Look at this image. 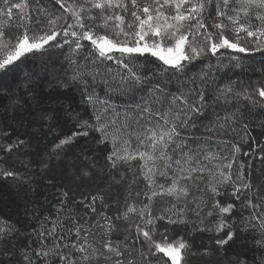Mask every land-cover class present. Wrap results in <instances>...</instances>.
Returning a JSON list of instances; mask_svg holds the SVG:
<instances>
[{"label":"snow or ice","instance_id":"obj_1","mask_svg":"<svg viewBox=\"0 0 264 264\" xmlns=\"http://www.w3.org/2000/svg\"><path fill=\"white\" fill-rule=\"evenodd\" d=\"M256 54L264 77V0H0V187L31 203L38 168L98 188L30 233L0 218V264H264V148L241 147L264 79L218 83ZM42 83L80 104L42 106Z\"/></svg>","mask_w":264,"mask_h":264},{"label":"trees","instance_id":"obj_2","mask_svg":"<svg viewBox=\"0 0 264 264\" xmlns=\"http://www.w3.org/2000/svg\"><path fill=\"white\" fill-rule=\"evenodd\" d=\"M154 59V58H152ZM60 60H63L60 59ZM261 57L259 54H256L255 61L253 62V67L254 71L250 70L247 73H241L239 69H234V70H229L228 68H225L223 71L220 72V79L218 80V83H224L227 82L229 78L232 80H244L245 83H249L250 81H256V80H261L264 79V77H261L260 75V68H261ZM227 64V61H225ZM27 70V69H25ZM21 76H23V71L20 73ZM5 83H12L11 81H6ZM102 87V86H101ZM98 92H100L101 95H103V92L101 89H97ZM41 102L42 106L47 107V108H57L61 103L67 105L69 102H72L73 106L79 105L80 104V96L79 93L75 92H70L67 89L63 88H57L55 84L49 86L47 83H42L41 89ZM117 104H120L121 101L117 100L115 101ZM79 111L82 112L83 115L87 116L89 113H84L83 112V106H81ZM62 123V127L64 131H69L70 129H73V124L71 121ZM252 136L253 139L257 141V144H253L251 141L248 143H243L241 142V147L243 151H250L252 149H255L256 155H260V149L264 148V143H261L264 141V133H262L260 130L255 129L253 127L252 131ZM52 137H49V141H51ZM238 139V137H233V140ZM259 145V146H258ZM244 160H247L248 158H243ZM254 165H259V160H254ZM51 178H54L52 180ZM49 179L54 182V184H58V181H62L68 179L66 175H63L60 173V171L54 170L52 172H49L47 175H42L38 168L35 172V177L32 182V189L34 192H37V189L41 188L42 184H45V181L49 183ZM261 181H264V167L261 168L260 173H257L256 167H253L252 170V182L253 184L259 183ZM53 184V185H54ZM69 192V188L65 189ZM70 194V193H69ZM121 198L123 196V190H120ZM107 195V193H106ZM21 201L17 199V196L15 195L14 190H9L7 186L0 187V218L4 219L10 224L16 225L22 233H25L24 229L25 227H20L17 225L18 221L22 218V214L20 213L22 210H24L23 206L20 205ZM25 205L26 203H21ZM157 206H159V201H157ZM28 210L26 207L25 210ZM23 212V211H22ZM245 215H248V212L245 211ZM177 234H179V230H177ZM175 236L173 235V237ZM185 238H188L185 235ZM247 238L245 237V240ZM245 240H238L236 244L232 245L228 251L230 254L232 253H240L245 250H247L248 245L245 243ZM19 241L21 244L25 243V237L21 235L19 237ZM210 243L208 234H203V235H197L195 237V244L197 247L203 245V246H208ZM213 247L215 245L213 244Z\"/></svg>","mask_w":264,"mask_h":264},{"label":"rangeland","instance_id":"obj_3","mask_svg":"<svg viewBox=\"0 0 264 264\" xmlns=\"http://www.w3.org/2000/svg\"><path fill=\"white\" fill-rule=\"evenodd\" d=\"M65 51H67V49H65ZM62 58L61 56L60 59ZM67 178L66 181H58V184H54L53 181H51V183L45 181V184H42L41 188L37 189V192L33 190V195L30 197L31 203L23 205L21 203H24V201L19 199V201H21L20 205L24 207V210L20 212L23 216L20 221H18L17 225L20 227L24 226L25 233H30L33 229L38 228L45 216L55 217L56 207L59 206L61 191H67L65 190L67 187L70 193L69 203H71L72 199H81L84 194H96L98 190L97 181L95 179L84 183H76L72 181L69 176H67ZM51 179L54 180V178ZM99 186L102 187L103 183L101 182ZM26 207L28 210H25ZM75 209L77 212H82L83 206L76 204Z\"/></svg>","mask_w":264,"mask_h":264}]
</instances>
